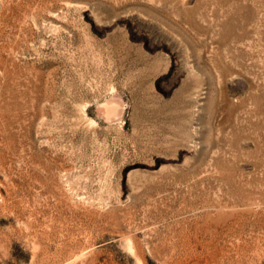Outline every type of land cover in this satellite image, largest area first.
Returning <instances> with one entry per match:
<instances>
[{
  "label": "rangeland",
  "instance_id": "374dc122",
  "mask_svg": "<svg viewBox=\"0 0 264 264\" xmlns=\"http://www.w3.org/2000/svg\"><path fill=\"white\" fill-rule=\"evenodd\" d=\"M0 264H264V0H0Z\"/></svg>",
  "mask_w": 264,
  "mask_h": 264
},
{
  "label": "bare ground",
  "instance_id": "6f19581e",
  "mask_svg": "<svg viewBox=\"0 0 264 264\" xmlns=\"http://www.w3.org/2000/svg\"><path fill=\"white\" fill-rule=\"evenodd\" d=\"M187 69V68H186ZM188 71H189V74L191 73V74H194V70H193V67H191V66H189L188 67ZM194 132H195V134L198 132V128H195L194 129ZM198 134V133H197Z\"/></svg>",
  "mask_w": 264,
  "mask_h": 264
}]
</instances>
